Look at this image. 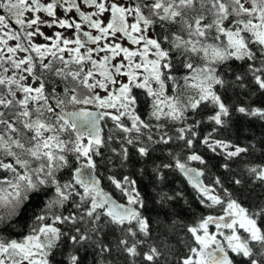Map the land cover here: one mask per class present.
<instances>
[{
    "label": "snow or ice",
    "instance_id": "1",
    "mask_svg": "<svg viewBox=\"0 0 264 264\" xmlns=\"http://www.w3.org/2000/svg\"><path fill=\"white\" fill-rule=\"evenodd\" d=\"M0 264H264V0H0Z\"/></svg>",
    "mask_w": 264,
    "mask_h": 264
},
{
    "label": "trees",
    "instance_id": "2",
    "mask_svg": "<svg viewBox=\"0 0 264 264\" xmlns=\"http://www.w3.org/2000/svg\"><path fill=\"white\" fill-rule=\"evenodd\" d=\"M255 131H256L257 133H259V132L261 131L260 127L257 126L256 129H255ZM188 192L191 193V189H188Z\"/></svg>",
    "mask_w": 264,
    "mask_h": 264
}]
</instances>
